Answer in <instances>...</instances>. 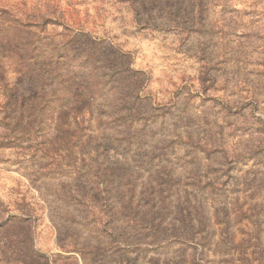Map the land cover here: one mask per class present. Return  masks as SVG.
<instances>
[{"label": "rangeland", "instance_id": "1", "mask_svg": "<svg viewBox=\"0 0 264 264\" xmlns=\"http://www.w3.org/2000/svg\"><path fill=\"white\" fill-rule=\"evenodd\" d=\"M0 264H264V0H0Z\"/></svg>", "mask_w": 264, "mask_h": 264}]
</instances>
